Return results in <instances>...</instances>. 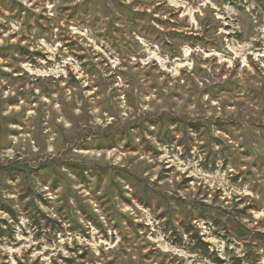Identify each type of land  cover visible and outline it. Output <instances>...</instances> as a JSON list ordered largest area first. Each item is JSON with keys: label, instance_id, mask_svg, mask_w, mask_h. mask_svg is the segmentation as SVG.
Listing matches in <instances>:
<instances>
[{"label": "rangeland", "instance_id": "1", "mask_svg": "<svg viewBox=\"0 0 264 264\" xmlns=\"http://www.w3.org/2000/svg\"><path fill=\"white\" fill-rule=\"evenodd\" d=\"M0 264H264V0H0Z\"/></svg>", "mask_w": 264, "mask_h": 264}, {"label": "trees", "instance_id": "2", "mask_svg": "<svg viewBox=\"0 0 264 264\" xmlns=\"http://www.w3.org/2000/svg\"><path fill=\"white\" fill-rule=\"evenodd\" d=\"M202 209H204V208H202ZM185 231L188 232V233H191L192 232V229H191V227L188 226L187 227V230H185ZM188 233H186V234H188ZM194 237L196 238L197 243L199 245H201L202 248L204 249L203 250L204 251V254L205 255L206 254H209L210 252H209V247H208L207 243L202 242V240L200 239V237L197 234Z\"/></svg>", "mask_w": 264, "mask_h": 264}]
</instances>
